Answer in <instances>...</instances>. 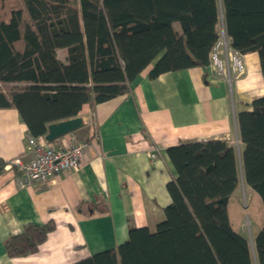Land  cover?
Listing matches in <instances>:
<instances>
[{
	"label": "trees",
	"instance_id": "16d2710c",
	"mask_svg": "<svg viewBox=\"0 0 264 264\" xmlns=\"http://www.w3.org/2000/svg\"><path fill=\"white\" fill-rule=\"evenodd\" d=\"M14 1L0 0V109H16L34 138L129 94L150 66V79L209 67L222 31L235 51L258 54L264 77V0ZM251 106L238 116L241 157L226 140L167 148L171 203L156 231L131 227L117 249L73 264H264V96ZM7 166L0 160V173ZM241 178L263 205L253 249L228 211ZM55 228L27 224L5 242L7 255L37 253Z\"/></svg>",
	"mask_w": 264,
	"mask_h": 264
},
{
	"label": "crops",
	"instance_id": "0c3cea01",
	"mask_svg": "<svg viewBox=\"0 0 264 264\" xmlns=\"http://www.w3.org/2000/svg\"><path fill=\"white\" fill-rule=\"evenodd\" d=\"M175 27L179 29L177 23ZM220 56L226 58L223 51ZM242 59L245 71L231 81L211 65L150 79V66L136 79L132 92L94 107L86 105L79 115L83 127L49 143H86L80 170L24 188L18 184L16 169L0 173V264H73L117 249L131 227L154 233L171 203L167 184L173 167L167 148L226 140L241 157L238 116L251 111L252 103L264 96L258 54ZM30 138L16 109H0L1 161L31 159ZM152 146L160 150L157 160L148 156ZM49 222L56 228L37 253L23 258L7 255L5 242L10 236L20 235L27 224ZM231 224L245 237L241 224L232 220ZM261 228L262 224L256 228L253 242Z\"/></svg>",
	"mask_w": 264,
	"mask_h": 264
},
{
	"label": "built area",
	"instance_id": "2783aa9c",
	"mask_svg": "<svg viewBox=\"0 0 264 264\" xmlns=\"http://www.w3.org/2000/svg\"><path fill=\"white\" fill-rule=\"evenodd\" d=\"M220 51L226 55L225 59L221 58ZM211 66H214L217 72L227 77L229 81L232 80V77H239L245 71L242 54L232 48L224 31L213 48ZM29 144L32 148V158L24 160L22 157H18L7 166L8 169H16L19 174L18 184L22 188L35 182H46L59 175L76 172L84 163L87 147L84 142L68 141L58 146H50L46 136H42L31 137ZM148 156L151 160L159 159V148L152 146Z\"/></svg>",
	"mask_w": 264,
	"mask_h": 264
},
{
	"label": "rangeland",
	"instance_id": "374dc122",
	"mask_svg": "<svg viewBox=\"0 0 264 264\" xmlns=\"http://www.w3.org/2000/svg\"><path fill=\"white\" fill-rule=\"evenodd\" d=\"M15 5V1L12 0ZM179 30V29H178ZM65 50H61L58 55L61 59L65 56ZM231 220L234 223L241 224L245 237L249 240L251 249H253V237L256 228L263 224V205L259 195L248 187L241 178L238 185L236 196L232 198L229 211Z\"/></svg>",
	"mask_w": 264,
	"mask_h": 264
},
{
	"label": "water",
	"instance_id": "95a60500",
	"mask_svg": "<svg viewBox=\"0 0 264 264\" xmlns=\"http://www.w3.org/2000/svg\"><path fill=\"white\" fill-rule=\"evenodd\" d=\"M84 121L82 117H77L71 120L53 123L48 127L46 140L52 143L68 134H71L83 127Z\"/></svg>",
	"mask_w": 264,
	"mask_h": 264
}]
</instances>
